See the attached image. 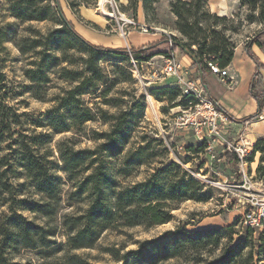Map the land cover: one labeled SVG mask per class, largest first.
I'll list each match as a JSON object with an SVG mask.
<instances>
[{"label": "trees", "instance_id": "1", "mask_svg": "<svg viewBox=\"0 0 264 264\" xmlns=\"http://www.w3.org/2000/svg\"><path fill=\"white\" fill-rule=\"evenodd\" d=\"M130 7L135 9L138 0H128ZM143 6L147 3L143 0ZM241 4H248L251 9H258L257 15L250 13L248 20L255 18L262 22V27L246 42L244 49L256 64L249 85V93L257 102L255 113L241 119L250 121L261 114L264 106V91L260 89L262 77L259 70L264 66L252 51V45H257L264 54V0H239ZM73 10L74 1L67 0ZM207 0H173L170 11L175 16L174 27L182 38L173 36V50L188 51L193 58L192 65L202 73L209 70L208 61L216 62L220 67H227L234 56L235 45L226 32L229 30L226 16H219L207 9ZM7 10L12 17L20 22H49L50 26L37 28L27 25L24 33L17 32L9 35L6 26H0V141L4 135H10L11 124L17 120L18 114L5 100L9 92V80L3 71L6 56L5 41H11L18 51L27 55V63L21 69L25 85L33 97L46 100V85L54 75L61 82L67 84L59 87L58 93L50 100L53 107L43 113L41 125L52 127L56 132L68 130L76 124L92 119L91 109L83 102L84 94L93 93L100 83L106 79L99 61L127 59L125 49H109L86 40L76 31L71 21L65 17L59 5V0H7ZM131 17L136 18L131 15ZM164 42L162 39L156 44ZM166 48L149 49L143 46L132 49L135 60L147 61L154 54L167 55ZM131 71V64L129 65ZM132 72V71H131ZM134 78V77H133ZM135 79V78H134ZM43 90V92H42ZM153 96L166 97L173 100L177 96L176 105H186L188 97L180 96L175 86L164 85L153 89ZM167 92V93H166ZM143 106V102L139 103ZM226 114L227 112L224 111ZM104 118H112L110 129L98 133L94 138L100 140L93 148H75L67 140L58 144L62 171L65 180L71 182V189L67 194L69 201L78 204L74 212L62 216L61 225L66 234V244L70 249L89 248L96 244L100 233L109 226L150 227L168 222L172 217V204L183 199L206 200L207 196L201 192V182L192 177L185 168L173 160L160 164L145 179L129 184H121L109 172L106 157L123 156V141L125 140V124L128 122V112L108 116L101 111ZM228 115V114H227ZM229 116V115H228ZM46 138V137H44ZM19 164L24 176L29 179L37 193L53 199L58 195L60 178L50 172L47 161L25 141L21 142ZM198 149H204V143L197 144ZM143 148L138 146L134 152L122 157L125 165H139ZM259 151V163L256 167L258 175H264V139H258L252 152ZM251 154V153H250ZM233 155V156H232ZM224 156L234 154L224 153ZM126 173V169L123 170ZM4 172L0 173V193L11 191L12 183L8 181ZM12 202L14 197L11 196ZM17 206L30 212H42L49 216L52 207L46 201L18 199ZM3 201H0L2 204ZM14 202L8 205L9 212L0 214V264H23L9 262L7 252L8 242L14 250L19 247L36 248L49 247L55 240V229H46L43 225L27 219L15 210ZM16 206V205H15ZM233 224L226 230L232 231ZM246 231L254 228L244 225ZM264 230V225L263 229ZM224 229L220 227H205L187 230L175 227L163 231L152 239L137 241L135 248L116 255L117 264H157L162 260L183 254L187 250L198 252L207 246H217ZM234 257V248H223L222 253L206 264H229ZM74 260V261H71ZM73 264H89L82 259L70 258Z\"/></svg>", "mask_w": 264, "mask_h": 264}, {"label": "rangeland", "instance_id": "2", "mask_svg": "<svg viewBox=\"0 0 264 264\" xmlns=\"http://www.w3.org/2000/svg\"><path fill=\"white\" fill-rule=\"evenodd\" d=\"M69 1H74L79 5H74L72 10L67 4V0H59L65 17L73 23L74 27L77 23L78 27L82 26L97 34L101 40H96V42L104 43V47L107 48L125 49L124 39L119 31L120 21L106 15L114 2L117 6L119 5L120 10L126 16L139 17L148 25L157 26L168 32L175 33L174 30H176L174 27L175 16L170 11V3L173 0H146L145 7L143 0H138L135 9L130 7L128 0H110V3L106 0ZM208 1L207 9L214 12L209 7ZM7 8V0H0V26L4 27L9 24L7 28V31L11 33L9 35L14 32L24 33L25 27L29 24L43 29L51 25L44 21L22 23L12 17ZM257 12V8L251 9L248 4H241L239 0H233L224 11L214 13L226 16L230 20L227 22L229 30L226 34L235 47H241L263 25L256 18L254 20L247 19L248 14L253 13L256 17ZM96 19L103 24H96ZM147 33H151V31ZM84 35L82 36L84 37ZM138 35L137 31L131 33L128 36V44L132 46L131 42L135 41ZM176 37L183 39L179 32L176 33ZM4 45L6 50L3 54L6 56V61L3 71L9 80V92L5 102L13 108L18 117L10 125V135H4L0 141V173L4 172L9 178L8 181L12 183L11 191L0 193V201H3L0 204V214L8 213V205L14 202L15 210L27 219L43 225L46 229L50 227L55 229L53 236L55 243L49 247H19L14 250L13 244L8 242L9 262L73 264L70 262V258H78L89 264H117L119 261L115 259L116 255L135 248L137 241L152 239L165 230L175 227H184L187 230L220 227L224 231L219 245H209L198 252L187 250L179 256L162 260L157 264H206L221 254L224 247L234 248V257L229 264H264V230H262L263 228L261 230L254 228V231H246L242 220L244 208L240 202L244 201V198H247L249 194L264 197V175H258L256 172L260 153L251 151L245 164L241 166L238 160L233 159V155L224 156L226 151L221 152L219 147L216 148L215 158H211L205 148H197L198 142L193 130L179 124V107L177 105L170 107L179 98L175 96L173 100H170L168 94L165 98H156L152 95L153 89L157 87L166 84L172 86L168 78L160 73L165 55L154 54L149 58V63L143 64L142 73L146 78L141 81L133 78L132 72L129 71L131 61L126 58L120 61L100 60L99 65L106 79L93 93L82 96L85 105L91 109L92 119L73 125L66 131L56 132L50 126L41 125L43 113L53 107L54 101L50 98L58 93L59 87L67 84L52 75V81L46 85V100L33 97L25 87L29 83L21 73V69L27 63V55L21 54L11 41H5ZM145 46L152 50L166 48V46L156 43H149ZM132 48L137 49L133 46ZM252 48L256 49V45H253ZM177 55L179 57V53ZM185 59L189 61L187 58ZM152 73H155V77L157 76L159 79L151 80ZM227 74H230L229 71ZM219 83L228 89L236 85L235 81L225 83L219 81ZM260 89L263 90L262 85ZM148 95L153 98L155 104L151 111H146ZM140 102H143L142 107ZM101 111L106 112L108 116L117 115L120 112L129 113L128 122L124 126L123 156L134 152L138 146L143 148L139 165H125L122 161L123 156L106 157L109 172L117 181L121 184H129L143 180L160 164H166L173 160L201 182V192L206 194L207 199L176 201L172 204V217L168 222L150 227L109 226L100 233L93 247L70 249L66 244V234L61 225L62 216L74 212L78 204L67 198L72 185L71 182L65 180L61 169L62 162L58 144L65 139L75 148L95 147L100 141L94 138L95 131L98 133L108 131L111 123L114 122L112 118H104ZM22 141L28 143L34 153L42 156L47 161L50 172L60 178L58 195L55 198L48 199L37 193L31 181L24 176L23 169L19 164ZM253 166H255L254 170ZM241 168L245 175L241 172ZM124 169H126V173H123ZM244 180H247L248 184L244 185ZM245 187H249V190ZM11 196L14 197L13 202ZM21 198L46 201L52 207V214L47 216L42 212H30L19 208L17 201ZM231 224H233V228L230 232L226 228Z\"/></svg>", "mask_w": 264, "mask_h": 264}, {"label": "built area", "instance_id": "3", "mask_svg": "<svg viewBox=\"0 0 264 264\" xmlns=\"http://www.w3.org/2000/svg\"><path fill=\"white\" fill-rule=\"evenodd\" d=\"M106 1L111 2L110 0ZM106 15L120 21V35L124 39L125 50L131 61L132 74L138 81L146 78L142 73V67L144 63H149V60L138 62L134 59L132 55L133 48L128 44V36L132 31L147 33L149 31L162 30V38L168 53L165 55L164 64L161 67L160 73L167 78L171 77L173 79L171 85L179 89L180 96L188 97L186 105H177L179 107V124L183 125L184 128L189 127L193 130L197 142L204 143L205 150L211 158L216 157V148L219 147L221 152L226 151L234 154L241 163V166L244 165L252 151L250 142L244 138L235 141L228 139L229 116L207 93L206 87L199 76L201 71L195 68V73L193 74L190 68L177 58L176 50L172 48L174 35L165 29L148 25L145 22L138 21L137 18L126 16L115 2L114 5H111V10L106 12ZM207 66L211 73L225 77L226 81H233V77L227 74V67L222 68L211 60L207 62ZM150 79L158 80L159 78L157 76L155 77V73H152ZM258 116L262 118V114ZM240 170L245 175L243 168ZM243 184H248L247 180H244ZM245 188L249 190V187ZM240 202L244 208L242 214L244 225L261 230L264 225V197L249 194L247 198H244V201Z\"/></svg>", "mask_w": 264, "mask_h": 264}, {"label": "crops", "instance_id": "4", "mask_svg": "<svg viewBox=\"0 0 264 264\" xmlns=\"http://www.w3.org/2000/svg\"><path fill=\"white\" fill-rule=\"evenodd\" d=\"M232 2L233 0H209L208 5L212 11L217 12L224 11L228 4H231ZM137 20L140 22H145L139 17H137ZM95 22L96 24H103L97 19ZM74 28L82 35L86 33L84 38L91 43L102 46L105 45L102 42H96V40H101V38L92 31L87 30L82 26L78 27L77 23H75ZM174 31L175 33L171 31V34L176 36V33L178 32L176 30ZM134 32L135 31H132L131 33ZM137 33L139 34L137 39L131 42L134 48L143 47L149 43H158L163 39L162 30H157L151 33ZM160 45L165 46V43L162 42ZM244 45L241 47L236 46L234 48V56L231 63L227 66V70L230 73L229 75L232 76L234 79L233 81L236 82V85H233L232 88L228 89L219 83V81L224 83L227 82L225 77H220L217 74L211 73L210 70H207L204 73H199V76L206 87L207 93L211 97L214 96L212 98L216 101L218 106L222 110L226 111L229 115L230 123L228 125V139L235 141L244 138L250 142L252 147L258 139H264V106L261 112L263 115L262 118H255L246 122L241 121V119L255 113L257 109V102L249 93V85L252 81L253 74L256 71V64L247 55ZM251 49L257 56L259 62L264 66V54L260 51L258 46L256 45V49H253L252 47ZM175 50L176 55L179 53V57L177 55V58L180 59L184 65L188 66L191 72L194 74L195 68L197 67L192 65L193 60L191 57L186 52H181L178 48ZM185 58H187L189 61H187ZM259 73L262 77V87L264 91V67L259 70ZM168 81L170 84L173 83V79L171 77H168ZM251 163L253 164L254 162L252 161ZM252 169L254 170L255 166H253Z\"/></svg>", "mask_w": 264, "mask_h": 264}, {"label": "bare ground", "instance_id": "5", "mask_svg": "<svg viewBox=\"0 0 264 264\" xmlns=\"http://www.w3.org/2000/svg\"><path fill=\"white\" fill-rule=\"evenodd\" d=\"M147 104L148 107L146 108V111H151L153 109L152 107H154L155 104L153 98L150 95H148L147 97Z\"/></svg>", "mask_w": 264, "mask_h": 264}, {"label": "water", "instance_id": "6", "mask_svg": "<svg viewBox=\"0 0 264 264\" xmlns=\"http://www.w3.org/2000/svg\"><path fill=\"white\" fill-rule=\"evenodd\" d=\"M112 49V48H109ZM184 51L190 56V54L188 53V51L186 49H184ZM191 57V56H190ZM191 59L193 60V58L191 57Z\"/></svg>", "mask_w": 264, "mask_h": 264}]
</instances>
